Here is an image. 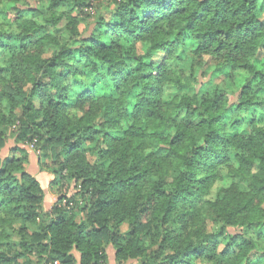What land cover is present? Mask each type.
<instances>
[{"label": "clouds", "instance_id": "1", "mask_svg": "<svg viewBox=\"0 0 264 264\" xmlns=\"http://www.w3.org/2000/svg\"><path fill=\"white\" fill-rule=\"evenodd\" d=\"M0 264H264V0H0Z\"/></svg>", "mask_w": 264, "mask_h": 264}]
</instances>
